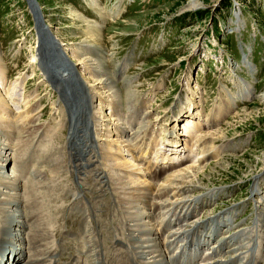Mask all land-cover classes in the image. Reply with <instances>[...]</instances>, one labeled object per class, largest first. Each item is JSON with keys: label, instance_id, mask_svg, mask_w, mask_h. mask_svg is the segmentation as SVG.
<instances>
[{"label": "rangeland", "instance_id": "1", "mask_svg": "<svg viewBox=\"0 0 264 264\" xmlns=\"http://www.w3.org/2000/svg\"><path fill=\"white\" fill-rule=\"evenodd\" d=\"M249 49L248 60L256 68L241 61L243 50ZM76 61L77 68L72 65ZM0 69V93L8 105L0 106V140L8 134L11 167L17 169L19 162L25 167L20 179L34 194L23 189L21 195L34 200L44 220L52 217L48 264L123 262L120 254L128 235L120 226L123 206L102 190L100 170H109L103 166L105 155L97 150L95 115L90 114L107 97L88 104L109 91L120 94L121 108L112 111V118L122 119L118 130L132 145L152 129L154 143L163 142L176 117V129L182 131L191 113L189 101L193 115H202L191 121L203 125L221 109L216 125H208L200 138L202 143L212 135L217 157L200 164L198 143L190 151L197 167L203 166L198 175L202 185L188 192V198L202 199L193 220L206 224L208 219L232 217L231 226L220 227L218 240L251 231L252 241L243 237L241 255L250 249L264 257V0H0ZM6 90L9 96L3 94ZM240 93L244 100H239ZM229 101L234 105L225 112ZM199 128L194 139L203 132ZM103 132L99 130V136ZM153 148L168 150L160 149L163 145ZM15 190L10 184L6 194ZM5 205L0 201V215L10 219V214H1ZM15 209L16 216L23 217L31 206L24 203ZM89 241L97 247L91 246L95 249L88 254ZM216 246L209 245L207 252ZM228 249L210 262L236 253L233 242ZM27 257L20 264H26Z\"/></svg>", "mask_w": 264, "mask_h": 264}, {"label": "bare ground", "instance_id": "2", "mask_svg": "<svg viewBox=\"0 0 264 264\" xmlns=\"http://www.w3.org/2000/svg\"><path fill=\"white\" fill-rule=\"evenodd\" d=\"M191 5L193 6L194 4H189V6ZM61 44L62 43H60V45ZM73 52L78 55L75 50H73ZM246 52H248V50ZM72 65L77 68L80 63H77L76 61V63H73ZM86 70L88 72V69ZM1 71L2 70L0 69V72ZM1 74L2 73H0V75ZM241 82L243 81L238 82V84H240ZM100 84H102V80ZM100 84L98 83V86ZM102 90L100 92H102ZM9 91L10 90H6L3 94H5V96H9ZM239 96V100H244L243 94H239ZM103 97H107V101H105L104 103L98 102V104L94 106V108L96 109H92L90 114L95 115V117H93L95 118V120L93 121L92 126L95 140L98 143V145L96 146L97 150L100 149L101 155H105L104 159L106 161H104L105 163L103 164V166L105 168L107 167L106 170H109V172L107 173L102 169L100 170V173H102L100 178L103 177L102 187H104V189L102 190H106V194L108 196L110 195L113 198L116 197L115 199L117 200L119 205L123 206V208H121V212H124V221L121 222L120 226L127 229L128 235L126 236L124 242L127 247H125L122 252L120 251V257L123 260L122 264H261V261L263 259L260 260V257L262 258L263 256H261L260 253V255H255L254 252L250 249H248L244 255H241L240 252V250H242L241 244L243 241V237H245L249 241H252V238H250L249 235V233L251 234V231L247 232L246 234L240 231L233 232L227 239L218 240V235L221 232L220 230L223 227L231 226L232 217L230 219H226L225 215H223L219 217L221 220H217L215 218L208 219L210 221L206 224L205 221L199 222L193 220L197 206H199L200 208L203 206L201 205L202 199H200L199 196L195 198L191 196L188 198V192L193 193L194 190H198V187L202 185V183L200 184L199 182L200 178L198 177V175L202 173L201 170H203V166L202 168L197 166L199 163L204 164L205 162L209 161V159L212 158L213 155H216L217 157V152L212 151L213 149H215L211 145L214 140V138H210V136L212 135L207 137L205 140L202 139V143L200 142V138H202L204 136V133L206 134V131H208V125H216L218 118L223 115L221 113L222 111H220L221 109H218L217 113L213 115V119L206 118L203 125L200 123V121H191L194 116L202 115L201 112H197L193 115L194 104L193 102L189 101L188 111L191 113H189V115L185 117L188 125H185L182 131H180V129H176L178 126L177 123L179 122V119L176 117L175 120H173L174 122H172V128L173 130H175L169 132L168 136L166 135V138L163 140V142L158 143L157 141L154 143L156 135L153 134L154 129H152L151 132L149 130L146 131L143 137H140L132 145L129 140L125 139L126 135L123 137H121L120 135L122 131L120 132L118 129H120L121 126V123H119L121 118L118 116L115 119L112 118V111L118 113L117 108H121V97L118 92H104V94H99L96 98L94 97L95 99L92 98L88 104L91 105L94 100L100 101L103 99ZM230 101V105L227 109H225V112H227L228 110L230 112L231 107H233L234 105L233 99V103H230ZM3 105H7L6 98H4L0 93V106ZM34 107H37V104L34 105ZM191 107L193 109H191ZM106 111H108L110 114H104V112ZM21 117L23 116L21 115ZM124 121L125 120H123L122 125ZM128 122L130 123V127L132 120H128ZM199 127L203 129V132L196 139H194L193 135L195 134V130H197V128ZM99 130L104 131L103 135L99 136ZM3 133L6 134V132ZM24 135L25 134H23V136ZM201 135L203 136L201 137ZM7 138L8 134H6L3 142H1L0 140V201L6 202V205L4 206L6 212L2 211L1 214H10V219H8L9 216L7 218L5 214L0 215V217H3V220L0 218V230L3 231L0 234V253L6 248H10L15 257H13L11 264H20V261L23 258H26L27 254L30 257H27L29 258V260L26 264H48V260L50 263V259L48 257H51V255L53 254V252L47 246L48 243H46L50 235V233H48V225L51 224L49 222L51 220L49 219L52 217H50L48 221L44 220V215H39L40 212L35 208L37 204L34 202V200L29 196L23 197L21 195V190L24 189L26 191V189L23 188L24 183L20 179V177L24 174L25 167L21 162H19L17 169L14 170L11 167L12 158L10 157L11 152L8 151V144L6 143ZM192 139L194 141H192ZM194 142L198 143L197 146L200 152L203 153L201 158H199V160L197 161L199 162L198 164L193 161V158L190 154V151L194 148ZM165 143L166 145H164ZM159 145H163V148L160 149L164 150V147H168V150L159 152L158 148H153V146L159 147ZM186 148L188 151L187 155L185 153ZM81 152L82 150L79 154H82ZM84 153L83 155L85 156ZM218 154L220 155V151L218 152ZM83 158L88 159L85 157H82L81 159ZM94 159H96V157H94ZM86 162H88V160ZM97 162L98 160H96V163ZM77 163L80 162L77 161ZM81 168L82 167L78 166L76 169L77 172H81ZM34 175L36 177H40L39 173ZM29 182H31V180ZM31 183H33V186H35L34 182ZM10 184H13V188L17 187V190H15L14 193L6 194V189ZM30 186L31 185H29V187ZM27 193L34 194V192L30 189L26 191V194ZM180 198H182V200ZM14 200H16L15 203H13ZM263 202V200L260 201L261 204ZM24 203H27L28 206H31V209L25 212V215H23V217L22 213L16 216V209H13H19V207H22ZM76 203H78V200L76 201ZM137 214H139V216ZM72 217L67 218V220L72 221ZM19 219H23L25 221H23V225L21 224V221ZM214 223L216 224V226L214 225ZM220 227L222 228L220 229ZM261 228L262 226L259 229ZM28 229L29 232L26 235V230ZM67 230L68 229H66V231ZM84 231L86 232V229ZM69 232L70 231L68 230V235ZM64 235L65 237H67L66 232H64ZM59 236L60 238H65L63 234ZM117 238H119V236H117ZM231 242H233L235 246L236 251H234L236 253L232 254L230 258H226L224 261L217 258V260L211 263L210 261L215 259L214 257L223 256L222 254H224V250L229 248V244ZM213 243L217 244V246L212 247V252L208 253L207 247L209 245L211 246ZM91 246L96 245H94L92 241H89V244L86 248V253L89 254V252L94 251L95 248L91 250ZM257 246L255 248H257ZM61 248H63V246H61ZM259 248L261 249V247ZM76 249L79 250V247ZM192 249L194 250L193 255L191 253ZM117 250L119 251L120 249ZM186 250L189 251V254L187 256L184 255ZM57 254L62 257V250L60 249ZM115 254H118V252ZM5 263L6 262H4V264Z\"/></svg>", "mask_w": 264, "mask_h": 264}, {"label": "trees", "instance_id": "3", "mask_svg": "<svg viewBox=\"0 0 264 264\" xmlns=\"http://www.w3.org/2000/svg\"><path fill=\"white\" fill-rule=\"evenodd\" d=\"M178 6V5H177ZM177 6H175V7H177Z\"/></svg>", "mask_w": 264, "mask_h": 264}]
</instances>
